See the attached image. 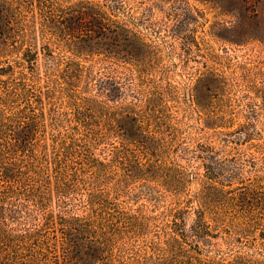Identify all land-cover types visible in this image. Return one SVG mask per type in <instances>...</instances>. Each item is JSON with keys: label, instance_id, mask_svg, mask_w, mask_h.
<instances>
[{"label": "trees", "instance_id": "obj_1", "mask_svg": "<svg viewBox=\"0 0 264 264\" xmlns=\"http://www.w3.org/2000/svg\"><path fill=\"white\" fill-rule=\"evenodd\" d=\"M239 1L246 6L264 3ZM118 6V0H0V264H264V248L258 247L264 244L254 243L245 245L259 248L254 254L240 252L227 259L217 251L201 258L202 245L214 248L211 240L220 231H213L206 216L212 215L218 226V215L231 216L235 207L245 206L242 202L248 211L252 198L218 194L212 181L225 172L219 162L203 164L208 183L193 197L197 208L191 225L187 208L167 209L159 215L161 232L144 252L121 255L119 242L141 236L160 217L140 209L126 212L114 193L130 182H142L149 193L168 166L153 158L149 137L128 142L121 134L124 117L110 119L112 112L102 99L111 96L108 87L115 97L128 90L122 78L109 72L113 68L94 73L85 65L126 64L124 80L132 75L143 79L151 47L136 45L139 35L120 23L114 12ZM91 91L96 96L85 95ZM57 93L68 110L62 120L56 110L46 108ZM201 108L207 122H220ZM126 115L137 124L136 114ZM102 130L120 138L108 161L96 158L87 142L93 136V144L100 141ZM113 166L118 174L109 171ZM76 194L82 198V215L72 214ZM226 232L228 241L233 233Z\"/></svg>", "mask_w": 264, "mask_h": 264}, {"label": "rangeland", "instance_id": "obj_2", "mask_svg": "<svg viewBox=\"0 0 264 264\" xmlns=\"http://www.w3.org/2000/svg\"><path fill=\"white\" fill-rule=\"evenodd\" d=\"M118 2L120 9L114 12H118L122 25L139 35L136 45L141 42L150 45L146 61L150 66L146 67L143 79L132 75L130 80H124L129 73L126 64L117 67L87 61L85 65L93 67L94 73L103 67L113 68L109 72L122 78L128 90L115 97L114 88L108 87L111 96L102 99L110 107V119L116 114L124 117L121 134L128 142L149 137L155 152L153 158L168 166L163 179L151 184L149 193L142 182H130L118 195L114 193L116 202L126 212L140 209L148 216L160 217L141 236L129 235L119 242L121 255L134 257L136 252H144L161 232L164 223L159 215L167 209L187 208V223L194 222L193 209L197 203L193 197L208 183L203 164L211 162H219L225 170L212 181L218 194L224 192L226 197L248 194L252 198L248 211L242 209L246 207V202H242L245 206L235 207L231 216L218 215V226L211 221L212 215L206 216L213 231H220H215L219 232L218 237L211 240L214 248L202 245L201 258L213 257L217 251L227 259L240 252L254 254L259 248L246 249L245 245L264 244V3L251 2L246 6L239 0ZM240 17L244 20L238 22ZM95 94L91 91L85 95ZM201 107L220 122H207ZM46 108L56 110L59 120L63 119L61 114L68 112L58 93ZM129 113L136 114L137 124L128 119ZM110 122L105 126L109 128ZM64 126L63 132L68 125ZM52 133L54 127L49 130ZM101 133L104 137L100 141L93 144L96 138L93 136L87 142L96 158L108 161L113 147L120 146V138L110 131ZM130 149L140 156L135 146L130 145ZM109 171L120 172L116 166ZM167 173L168 178L164 179ZM75 198L72 214L82 215L81 195L76 194ZM226 229L233 233L228 241ZM238 237L240 242L235 241Z\"/></svg>", "mask_w": 264, "mask_h": 264}]
</instances>
